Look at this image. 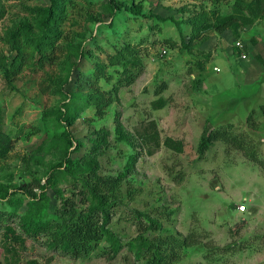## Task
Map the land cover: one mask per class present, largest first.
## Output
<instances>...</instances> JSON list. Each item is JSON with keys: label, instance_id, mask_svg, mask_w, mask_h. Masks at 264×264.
<instances>
[{"label": "rangeland", "instance_id": "374dc122", "mask_svg": "<svg viewBox=\"0 0 264 264\" xmlns=\"http://www.w3.org/2000/svg\"><path fill=\"white\" fill-rule=\"evenodd\" d=\"M1 1L0 55L15 56L9 33L21 22L32 21L36 8L47 0ZM94 1L78 0L68 9L56 55L43 60L35 48L29 65L13 79L16 90L6 88L0 67L2 128L7 132L24 127L10 153L0 159V181L44 175L58 161L54 152L35 157L54 133L55 120L46 112L61 100L54 92H43L40 83L54 88L52 80L63 76L67 42H87L97 59L132 44L143 61L134 71L135 80L126 85L116 79L104 82L112 90L107 97L113 98L107 113L99 117L94 106H83L74 127L84 142L80 155L90 150L91 138L104 128L106 143L95 152L96 172L102 177L125 174L117 203L112 201L110 222L122 248L113 256L103 243L85 257L75 258L48 248L45 239L28 238L25 246L17 245V264H148V257L136 259L128 246L139 233L133 210L159 219L164 229L157 233L163 236L196 238L197 243L178 248L166 264H264V62L246 70L255 34L249 27L241 28L240 36L231 29L214 28L197 36L205 20L212 24L216 14L239 13L235 0H145L144 12L151 16L121 11L115 19L104 9V0ZM237 41L243 49H234ZM243 52L248 56L245 63L240 62L245 60ZM118 120L127 137L119 132ZM219 128L251 138L262 163L223 140L201 155L204 132ZM63 186L72 189L68 180ZM50 195L54 215L59 198L52 190ZM9 255L0 243V264H15Z\"/></svg>", "mask_w": 264, "mask_h": 264}, {"label": "trees", "instance_id": "16d2710c", "mask_svg": "<svg viewBox=\"0 0 264 264\" xmlns=\"http://www.w3.org/2000/svg\"><path fill=\"white\" fill-rule=\"evenodd\" d=\"M78 3V0H47L36 8V17L32 21L21 22L17 30L9 33V42L16 53L15 56L0 55V67L4 68L1 77L6 88L16 90L13 79L29 65L30 56H34L36 49L43 60L56 55V50L60 48L56 43L61 38V25L67 18L68 9ZM144 3L145 0H104L103 7L109 11L112 19L121 11L144 18L151 16L144 12ZM3 6L0 0V13H3ZM235 6L240 10L239 13L216 14L215 23L212 24L205 20L197 36L211 28L220 31L231 29L239 36L243 25L264 17V0H235ZM244 10L248 14H243ZM156 17L167 20L159 15ZM194 24L199 25L196 21ZM91 42L98 47L97 40ZM27 44L33 45L30 51L26 49L29 48ZM66 50L68 53L63 65V76L52 80L55 87L40 83L43 92H54L61 100L55 108L46 112L55 120L54 133L44 140L35 157L54 152L58 153V161L51 163L44 175L32 174L30 179L21 181H0V243L10 254L9 260L15 264L20 261L17 245L25 246L30 238L35 241L45 239L48 248L75 258L85 257L103 243L107 244L113 256L122 248L110 222L113 218L112 201L117 203V192L125 174L102 177L96 172L95 152L106 143L107 132L104 128L91 138L93 144L90 150L80 155L84 142L76 136L74 127L83 106H94L96 115L104 116L113 100L112 96L107 97V93L112 90L106 89L104 82L116 79L119 85L132 83L137 76L134 71L142 66L143 61L136 47L130 43L107 52L104 59L95 58L94 48L83 41L76 43L69 40ZM110 68L118 72L119 76H115ZM118 128L122 136L127 137L120 120ZM22 133L23 126L4 131L0 118V159L10 153L14 139ZM217 140L233 144L244 150L251 160L262 163L252 139L232 134L228 129L205 131L199 145L200 154L203 155ZM66 180L71 183V190L63 186ZM51 190L59 198L54 215L50 214ZM132 214L139 233L128 242V246L136 259L148 257V264H166L176 256L178 248L197 243L192 236L181 238L174 234L163 236L157 233L164 229L163 223L147 212L133 210Z\"/></svg>", "mask_w": 264, "mask_h": 264}, {"label": "crops", "instance_id": "0c3cea01", "mask_svg": "<svg viewBox=\"0 0 264 264\" xmlns=\"http://www.w3.org/2000/svg\"><path fill=\"white\" fill-rule=\"evenodd\" d=\"M245 27L247 29L249 27L251 29V31H254V33H255L254 35H251L252 43H251V45H249V48H248V51H249L250 55L253 56V57H252V59H249L251 61H250V63H247V69L246 70H251L252 66L254 68H256V66L259 65L260 61H262V60L264 61V31L262 32V30L264 28V17L263 18L254 19L252 22L243 25L241 28L245 29ZM259 28H262V29L260 30ZM242 29H240V31ZM256 30H258V31H256ZM230 31H231V33H233L232 30H230ZM235 48H236V46H234V49ZM246 59L245 60H240V62L242 61V62L245 63ZM261 87H263V86H259L258 88H261Z\"/></svg>", "mask_w": 264, "mask_h": 264}, {"label": "built area", "instance_id": "2783aa9c", "mask_svg": "<svg viewBox=\"0 0 264 264\" xmlns=\"http://www.w3.org/2000/svg\"><path fill=\"white\" fill-rule=\"evenodd\" d=\"M236 46L239 48V49H243V44H242V42L241 41H237L236 42ZM248 56H247V54L246 53H241V58L242 59H246ZM241 209H242V211H244L245 209H246V206L245 205H242L241 207H240Z\"/></svg>", "mask_w": 264, "mask_h": 264}]
</instances>
